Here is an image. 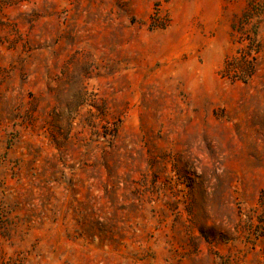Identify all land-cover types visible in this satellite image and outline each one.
<instances>
[{
	"label": "rangeland",
	"instance_id": "obj_1",
	"mask_svg": "<svg viewBox=\"0 0 264 264\" xmlns=\"http://www.w3.org/2000/svg\"><path fill=\"white\" fill-rule=\"evenodd\" d=\"M0 264H264V0H0Z\"/></svg>",
	"mask_w": 264,
	"mask_h": 264
}]
</instances>
